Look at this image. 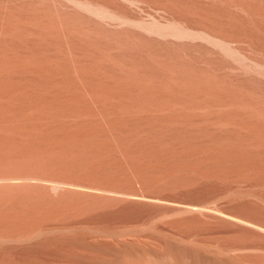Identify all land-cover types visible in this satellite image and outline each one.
<instances>
[{
    "label": "bare ground",
    "instance_id": "bare-ground-1",
    "mask_svg": "<svg viewBox=\"0 0 264 264\" xmlns=\"http://www.w3.org/2000/svg\"><path fill=\"white\" fill-rule=\"evenodd\" d=\"M0 264H264V0H0Z\"/></svg>",
    "mask_w": 264,
    "mask_h": 264
}]
</instances>
